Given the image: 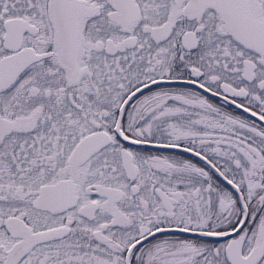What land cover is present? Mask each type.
<instances>
[{"label": "snow or ice", "instance_id": "6c2138e0", "mask_svg": "<svg viewBox=\"0 0 264 264\" xmlns=\"http://www.w3.org/2000/svg\"><path fill=\"white\" fill-rule=\"evenodd\" d=\"M0 264H264V0H0Z\"/></svg>", "mask_w": 264, "mask_h": 264}]
</instances>
